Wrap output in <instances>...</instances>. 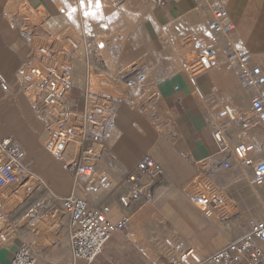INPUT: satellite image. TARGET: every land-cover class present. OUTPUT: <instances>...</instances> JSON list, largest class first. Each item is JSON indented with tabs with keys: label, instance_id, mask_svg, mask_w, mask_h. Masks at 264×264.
Returning a JSON list of instances; mask_svg holds the SVG:
<instances>
[{
	"label": "rangeland",
	"instance_id": "rangeland-1",
	"mask_svg": "<svg viewBox=\"0 0 264 264\" xmlns=\"http://www.w3.org/2000/svg\"><path fill=\"white\" fill-rule=\"evenodd\" d=\"M25 1L28 2V0H0V56L7 57L8 60L16 59L12 70L7 72L0 69V74L5 78L11 89L8 93L0 90V97H4L1 100L7 101V105L11 104V111L17 119H24V130L27 136L36 135L42 137L41 149L48 154L54 163H57L56 167L61 169L59 171L61 176H63V181L60 184L62 189L53 185L39 171L36 155L28 150V144L19 138H15L13 134H9L20 143L25 153H27L28 164L34 174V181L30 183L32 185V189L29 192L30 195H25L24 190H18L14 192V195L11 193L12 195H8L6 200H2L3 203L0 202V246L7 243L15 246L21 243H35L47 249L57 245V249L59 250L58 243L61 240L65 241L63 232L66 217L55 196H63L70 193L73 187H76V194L78 196L80 195L98 203L109 205L110 213L108 216L111 221L115 222L121 218H127L124 227L120 231H115L116 240L110 239L106 250L103 252V254L106 252L108 255L110 252L116 251L115 253L119 258L116 261H112L111 264H164L167 263L172 255L185 252L187 247H194L198 253L203 254L202 243L193 240V234L197 233V231L195 227L192 228L189 225V222H193V215L195 214H199V216L206 215V217L210 215V220L216 224L218 229L223 231L226 226V229H229L233 225V229H240L241 231V229H245V223L248 219L259 218L264 220V177L262 178V182L254 179L247 180L251 173L250 168L235 164V159L232 161V164H234L232 169L238 171L239 180L245 183V185L241 183L239 188L234 191L233 196L236 197L235 199L227 196L225 191H219L206 177L204 172L208 166L206 163H203L204 165L200 163L201 168H203L201 169L202 171H197L186 185H182L181 183L183 182L173 181V176L166 166H164L159 151L155 149H152V153L147 151L146 153H149L158 166H160V170L157 173L159 180H156L160 185L157 187L156 184L155 191L150 193V195H135L132 186L129 184L124 185L125 176L127 171L133 168L136 162L141 159L144 152L137 157L133 164L128 166L124 157H119L117 153L110 150V138L108 142L107 139L101 142L95 140L89 141L86 149L88 152L94 154V156L88 157L84 163L90 168L91 176H79L75 181L76 172L65 166V161H69L71 157L64 155L62 160H58L45 150V143L50 129L54 125V120H52L48 109L36 105L30 99L33 93L30 91L25 92L27 88L19 82L17 71L21 66L27 64V62L36 64L39 52H41L39 48H42L43 45L50 41L51 35L69 34L74 37L78 30L74 29L67 20L63 19L65 16L58 19L54 18L56 14L53 15V13L43 8L38 10L28 8ZM210 4L217 6L212 2ZM57 7L59 8V5ZM202 7V5H199V9H205V15L209 16V8L202 9ZM118 8L119 6L114 8L113 16L115 17H119L120 11ZM226 9L228 10V8ZM108 19L110 20V17ZM28 23L37 26L39 31L35 32L36 35L28 34L25 36L22 32L24 26H28ZM202 24L203 22H200L196 29L194 28L186 33V35L181 36L172 56V60L175 63V71L182 70L183 58L190 56V50L181 42L182 38L199 35L204 26ZM61 29L66 30L64 33H61L63 32ZM29 30L33 31L31 27ZM114 32L115 30L112 29L107 32L96 33L97 39L110 41L106 46H103L101 51L107 68L112 71L118 67L119 63L110 58V48L114 39L108 38L109 36L107 37V35L112 37L114 36ZM63 43L65 44L66 41H63ZM236 46L241 49L239 44L236 43ZM227 63V67L235 72L234 68L230 65L232 62L229 61ZM130 65H136L139 68L143 67L141 63H124L119 67L124 68ZM215 66L216 63L214 62L213 67ZM69 77L71 92L73 88L75 94L77 90L82 89L83 98L87 96L88 92H91L90 94L100 92L113 95L120 93L122 98L127 97L122 85L113 84L98 69L92 68L88 71L80 57L74 59L72 73ZM203 77L194 81L195 85H197V92H216L214 89L199 83ZM192 89L194 90V87ZM20 97L23 98L22 100L29 107L30 118L27 120L24 112H22ZM126 101L129 102L128 100ZM204 101L207 102L206 105L210 109L218 105L215 102L213 103L210 97L204 99ZM121 103L125 104V102ZM247 106V104L243 106V109ZM205 116L208 117L209 121L212 120V117L217 125H221L226 129L228 128L232 135L229 134V137L225 138V140L228 146L232 148L236 159L249 156L258 147L264 148L263 128L257 123L256 118L250 115L249 108L246 111H241V114L237 113L236 116L237 118L239 117V120L236 121H230L226 116L216 113H209ZM244 120V124L246 125L243 124ZM143 121L152 130H162L159 122L151 118H144ZM240 121H242L244 127L239 124ZM133 145L136 146V144ZM240 145L244 149L239 148ZM105 150L109 151V153ZM116 160L118 161L117 163ZM117 164L124 165L126 168H121L120 171ZM212 194L220 198V203L211 209L202 204L201 196L210 197ZM129 196L130 198H128ZM9 197L14 200H11ZM31 198L33 201L29 200ZM17 200L24 202L28 200L31 203H23L21 201L20 211H18L15 209L18 203ZM30 209L36 211L34 212ZM40 209H43L41 214H39ZM25 215L28 216L24 219ZM28 218L35 219V222L30 225ZM233 234H228L226 239L220 238V240L211 241V243L223 246L225 241L230 239ZM68 262L69 259L67 262L61 264H67Z\"/></svg>",
	"mask_w": 264,
	"mask_h": 264
},
{
	"label": "built area",
	"instance_id": "built-area-1",
	"mask_svg": "<svg viewBox=\"0 0 264 264\" xmlns=\"http://www.w3.org/2000/svg\"><path fill=\"white\" fill-rule=\"evenodd\" d=\"M199 4L209 7V18L203 26L202 32L197 36H188L182 44L190 50V56L183 58L181 69L188 78L202 75L212 69L216 54L213 52L217 44L215 36L223 37L225 46L222 49L234 71L239 74L241 83L252 91L250 115L256 118L257 123L264 131V71L256 65L247 52L241 51L232 42L235 26L230 19L228 11L221 6H212L210 0H198ZM34 31L28 29L30 27ZM24 26L25 35H36L39 29L36 25ZM27 29V31H26ZM65 30H63L64 33ZM51 35V34H49ZM51 35L50 41L39 48V58L36 64L27 62L21 66L18 73L19 82L26 88L35 92L33 102L48 109L54 125L50 129L45 149L54 158L62 160L64 155L71 159L65 161V166L71 168L79 176H91L90 168L84 163L88 157L94 156L85 148L87 141H105L108 138V129L115 121L121 102L128 100L132 105L152 102L157 97L155 84L157 80L151 79L143 67L136 65L126 66L115 70L107 68L102 48L110 41L77 34ZM63 41H66L64 44ZM80 57L87 70L98 69L113 84L122 85L127 97L121 94H105L95 92L83 98V107L78 109L72 103L70 75L73 61ZM0 90L10 92V86L0 74ZM218 115L226 116L230 121H236L232 105L226 101L220 107ZM212 137L222 150H230L225 140L223 127L211 120ZM241 149H244L240 145ZM70 153V154H69ZM225 159L222 166L229 169L233 167L232 161L239 166H249L254 180L262 182L264 177V160L255 159L254 156H244L236 159ZM215 163H213L214 165ZM159 166L151 155L145 154L127 171L124 185L134 188L135 195H147L155 191V185L160 183L157 173ZM34 174L28 164V155L19 142L11 136H0V202L8 195H14L24 188V194L30 195L31 182ZM12 193V194H11ZM19 196V194H18ZM202 204L217 205L220 198L211 195L201 196ZM130 198V196L128 197ZM60 208L66 217L64 225L67 233V249L69 262L75 264L84 261L92 262L104 250L107 239L115 232L120 231L127 218L111 221L109 219L110 207L105 203H98L76 194V187L63 196H55ZM37 251L33 246L21 243L16 247L9 264H37ZM164 264H264V220L248 219L245 229H241L225 241V244L209 253L201 255L194 247H187L185 252L172 255Z\"/></svg>",
	"mask_w": 264,
	"mask_h": 264
},
{
	"label": "crops",
	"instance_id": "crops-1",
	"mask_svg": "<svg viewBox=\"0 0 264 264\" xmlns=\"http://www.w3.org/2000/svg\"><path fill=\"white\" fill-rule=\"evenodd\" d=\"M210 2L228 8L230 19L235 26L233 44H239L241 49L238 48L249 53L254 63L264 71V0H210ZM198 3L197 0L25 1L30 9L43 8L53 15L56 14L54 18L57 19L65 16L66 19H63L78 30L76 34L79 36H97L96 33L115 30L114 36L107 35V37L114 39L110 52L114 61L119 63L118 66L124 63H141L151 79H158L155 84L157 97L152 102L144 101L140 105H132L125 101V104L120 105L112 126L110 125L112 128L108 129L107 142L109 138L115 141L119 137L128 136L127 138L140 148V153L135 156L127 147L119 148L118 153L126 159L128 166L133 164L143 152L145 155L149 154L146 151L152 153V149H155L159 151L164 166L173 176V181L183 182L181 184L186 185L197 171H202L200 163H206L208 165L204 171L206 177L219 191H225L227 196L235 199L234 191L241 183L244 185L245 183L239 180L236 169L233 170V167L227 169L221 165L225 159L232 160L234 152L229 146L230 150H222L218 147L212 137V123L205 115L218 114L222 103L226 101L232 105L236 114H241V111H246L248 108L250 112L252 91L244 87L238 73L227 67L229 60L222 52L225 41L221 36H215L217 41L213 49L216 54L215 67L194 78H188L182 70H174L175 63L172 56L181 36L196 29L200 22L204 25L208 19L205 15L206 10H200L201 4ZM58 5L61 9L57 7ZM118 6L119 17H115L114 8ZM202 6V9H208L207 6ZM185 38L187 36L183 37L181 42ZM8 61H13L12 67L16 63L15 58L8 60L7 57L0 56V69H7ZM200 77H203L199 81L201 85L208 86L216 92L198 93L194 81ZM74 91L73 88L72 103L78 109H82V89L77 90L76 94ZM208 97L213 103L218 104L213 109L207 107V102L204 101ZM246 104L248 106L243 109ZM144 118L159 122L162 130L159 132L150 129L144 123ZM227 130L226 128L224 130L226 139L230 134ZM226 144L228 145L227 141ZM249 156H254L255 159L264 158V148H256ZM117 165L120 171L121 168H126L124 165ZM249 179H253L251 173L247 180ZM208 207L212 209L215 205ZM193 216L194 220L192 223L189 222V225L195 227L197 231L193 234V240L202 243L204 253L201 255H208L222 247L212 244L211 241L226 239L228 234L240 231L233 229L234 225L229 229H226V226L223 231L218 229L206 215ZM63 233L65 241L61 240L58 243L59 250L57 245L47 249L35 243L30 244L37 251L38 264L67 262L69 257L67 233L65 230ZM114 234L116 233L114 232L109 239L116 240ZM16 247L10 243L0 246V264L10 263ZM115 252H110L108 255L102 252L88 264H111L119 258ZM75 264L86 263L81 261Z\"/></svg>",
	"mask_w": 264,
	"mask_h": 264
},
{
	"label": "bare ground",
	"instance_id": "bare-ground-1",
	"mask_svg": "<svg viewBox=\"0 0 264 264\" xmlns=\"http://www.w3.org/2000/svg\"><path fill=\"white\" fill-rule=\"evenodd\" d=\"M209 8V7H208ZM226 9V8H225ZM210 10V9H209ZM227 10V9H226ZM228 11V10H227ZM210 12V11H209ZM229 13V11H228ZM209 18V16H208ZM12 30V29H11ZM13 32V31H12ZM15 35V34H14ZM26 36V35H25ZM15 38V37H14ZM9 39V38H7ZM14 40V39H13ZM12 41V40H11ZM9 43V41H8ZM7 43V44H8ZM111 60H114L112 55L110 56ZM12 65H13V61L9 62L8 61V65H7V69H3V71H10L12 70ZM213 67V66H212ZM10 73V72H9ZM93 82V81H92ZM32 92L33 95L31 96V100H34V97H35V92L34 90H32L30 87H28L25 92ZM1 99H4L0 97V136H11L9 134H13L15 136V138H19L21 141H24L28 144V150L32 151L35 155H36V162H37V167L39 169V171L45 176L48 178V180H50L53 185H55L56 187H60V184L61 182L63 181V176H61L60 174V171L58 169V167H56V164L57 163H54L53 160L48 156L47 153L43 152V150L41 149V140H42V137H39V136H27L26 133H25V128H24V119H17L15 116H14V113L11 111V108H10V105H7V101L5 100H1ZM15 99V98H14ZM23 98L20 97V101H21V104H22V109L25 114V118L26 120L29 119L30 117V113H29V107L26 105V102H24L22 100ZM15 101V100H13ZM12 101V102H13ZM14 108V107H13ZM16 113V111H14ZM32 113V112H31ZM17 114V113H16ZM33 114V113H32ZM20 115V114H18ZM12 116H14L12 118ZM235 116H236V112H235ZM24 117V116H23ZM211 119L214 121V119L211 117ZM236 119L239 120V117L237 118L236 116ZM245 123V120L243 121V124ZM239 124L241 125L242 124V121L239 122ZM30 125V124H29ZM32 125V124H31ZM221 128L223 126L219 125ZM30 127V126H28ZM142 128V127H141ZM29 129V128H28ZM223 129L225 130V128L223 127ZM228 129V128H227ZM228 131V130H227ZM130 132V131H129ZM234 133V132H233ZM122 135V134H121ZM128 135V134H127ZM232 135V134H230ZM12 137V136H11ZM128 137V136H127ZM125 136L123 137H119L117 139H115V141H111L110 140V145H109V148L112 152L114 153H117L119 157H121V155L118 153L119 151V148L121 146H125L127 147L128 151H132V154H134V156L136 154H138V150L140 149L137 145L134 146L132 143V141L127 138ZM89 143V141L86 142L85 144V148H86V145ZM20 144V143H19ZM22 147V146H21ZM23 148V147H22ZM46 150V149H45ZM133 156V157H134ZM261 160H264V159H261ZM70 170H72L71 168H69ZM61 170V169H60ZM159 170H160V166H159ZM44 177V178H45ZM65 181V180H64ZM75 184V183H74ZM76 185V184H75ZM64 187V186H63ZM54 188V187H53ZM61 188V187H60ZM62 189V188H61ZM24 190V187H21L20 191H23ZM21 194V193H20ZM23 194V193H22ZM187 195V194H186ZM214 195V194H212ZM20 196V195H19ZM32 197V196H31ZM188 197V196H187ZM205 197V196H204ZM10 198V197H9ZM11 199V198H10ZM188 199L191 200V198L188 197ZM6 200V199H5ZM9 200V199H8ZM11 200H14V199H11ZM30 201H33V199H29ZM10 201V200H9ZM8 201V202H9ZM18 203L17 205L15 206V209L20 211V204L25 203V202H29L28 200H26L25 202L24 201H19L17 200ZM20 202V203H19ZM31 203V202H29ZM32 208V207H31ZM31 210V209H30ZM31 211H36V210H31ZM30 211V213H31ZM43 212V209H40V212L39 214H41ZM36 214V213H35ZM30 215V214H29ZM26 216L28 215H25L24 219L26 218ZM34 216V215H33ZM208 218L210 219L211 216L209 215ZM23 219V220H24ZM6 221V220H5ZM28 221L31 224H33L35 222V219L31 218L29 219L28 218ZM237 223V221H235ZM234 222V223H235ZM35 225V224H34ZM245 226H246V223H245ZM240 228V227H239ZM111 237V236H110ZM109 237V238H110ZM110 239H107L105 244H104V250L103 252L106 250V247H107V244L109 242ZM36 262H37V259H36ZM84 262V261H83ZM91 263V262H90ZM38 264V262H37ZM88 264V263H86Z\"/></svg>",
	"mask_w": 264,
	"mask_h": 264
}]
</instances>
